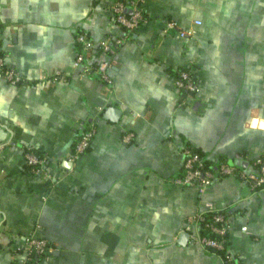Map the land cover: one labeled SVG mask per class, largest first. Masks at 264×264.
I'll return each mask as SVG.
<instances>
[{
	"label": "crops",
	"instance_id": "1",
	"mask_svg": "<svg viewBox=\"0 0 264 264\" xmlns=\"http://www.w3.org/2000/svg\"><path fill=\"white\" fill-rule=\"evenodd\" d=\"M113 1L0 0V56L23 75L0 73V264L28 235L48 243L33 264H223L195 222L185 228L210 209L229 215L241 263L264 264V186L226 174L201 193L171 180L183 143L239 168L264 153V0H142L145 20L120 44ZM194 19L190 36L167 25ZM79 50L109 81L73 65ZM182 68L198 83L186 100ZM87 122L95 133L71 159ZM27 150L51 178L28 169Z\"/></svg>",
	"mask_w": 264,
	"mask_h": 264
},
{
	"label": "built area",
	"instance_id": "2",
	"mask_svg": "<svg viewBox=\"0 0 264 264\" xmlns=\"http://www.w3.org/2000/svg\"><path fill=\"white\" fill-rule=\"evenodd\" d=\"M142 0H114L110 5V10L121 29L118 36L114 37L113 43H122L145 18L141 6ZM201 23L200 19H194L186 27H180L176 21L169 20L167 25L178 28V32L182 36H190L195 32L196 26ZM76 40L82 44V47L89 50L92 46V39L87 32L79 31L76 34ZM103 50H111V46L106 39L99 43ZM72 63L76 67H81V72L85 74L98 73L99 76L106 81H109L107 73L97 64V62L87 61L82 51H77ZM0 73L10 83L16 84L23 80V75L13 66L4 61V57L0 56ZM61 71H55V77L61 76ZM176 87L187 90L185 98H189L195 93L198 83L193 74L188 69H180L178 75L174 77ZM95 133L94 124L88 128H84L81 134L77 137L73 145L70 158L74 159L77 155L83 152L88 146ZM183 156L182 173L171 178L174 183L180 185L195 186L199 192H203L214 180L226 174H233L240 180L247 182L251 187L257 188L264 183V153H260L252 159L249 167L239 168L233 162L226 160H216L205 163V156H203L195 147L188 143H183L180 147ZM24 161L28 169L35 175L44 178H51L52 175L44 166V158L38 156L34 151L27 150L24 152ZM210 206L209 202H205ZM213 210V209H210ZM205 212H198L194 216H188L185 223V228L193 232L192 223H196L197 233L195 238L205 247H215L219 250H225L224 241L229 239V231L231 226L230 217L227 213L220 210H213L209 219L205 218ZM210 230L217 236L207 234L205 231ZM245 230L246 226H242ZM48 249L47 240L44 237L37 235H28L26 243L18 249L15 261L12 264H33L40 257H42ZM228 264H233V254L227 252L225 254Z\"/></svg>",
	"mask_w": 264,
	"mask_h": 264
},
{
	"label": "trees",
	"instance_id": "3",
	"mask_svg": "<svg viewBox=\"0 0 264 264\" xmlns=\"http://www.w3.org/2000/svg\"><path fill=\"white\" fill-rule=\"evenodd\" d=\"M182 69H186V68H182ZM180 70V69H179ZM178 69L177 70H175L174 71V75L175 76H177L178 75V71H179ZM174 76V77H175ZM181 89V91H182V93H183V95H186V93H187V90L186 89H184V88H180ZM93 123L92 122H87L86 124H85V129L86 128H88L90 125H92ZM81 134V133H80ZM79 134V135H80ZM78 135V136H79ZM197 149V148H196ZM201 154H202V152L199 150V149H197ZM38 156H40L41 155V153H39V151H34ZM203 155V154H202ZM204 156V155H203ZM216 160H223L222 158H219V159H216ZM210 162H212V160L211 159H209V158H207V157H205V163H206V165L207 164H210ZM261 186H264V183L261 185ZM260 186V187H261ZM221 211V210H220ZM224 212V211H223ZM212 213H213V210H208V211H206L205 213H204V215H205V218L206 219H209L210 217H211V215H212ZM207 234H210V235H212V236H217L214 232H211L210 230H206L205 231ZM224 245H225V250H219V249H217V248H215V247H207L208 249H210V250H212V251H215V252H217V253H219L220 255H221V257H222V259H223V264H228V261H227V259H225V254L227 253V252H229V250H230V254H233V259H232V261H233V264H242L241 263V261H240V259L238 258V256L231 250V248H230V240L229 239H227V240H225L224 241Z\"/></svg>",
	"mask_w": 264,
	"mask_h": 264
},
{
	"label": "water",
	"instance_id": "4",
	"mask_svg": "<svg viewBox=\"0 0 264 264\" xmlns=\"http://www.w3.org/2000/svg\"><path fill=\"white\" fill-rule=\"evenodd\" d=\"M111 108H112V109H111ZM111 108L109 107V109H107V111L109 112V111H111V110H112V111H114V110H115V108H114V107H111ZM110 109H111V110H110ZM116 110H117V109H116ZM230 163H232V160H230Z\"/></svg>",
	"mask_w": 264,
	"mask_h": 264
}]
</instances>
